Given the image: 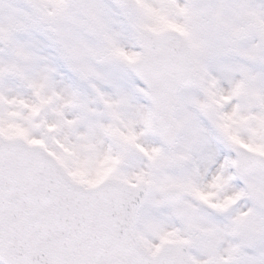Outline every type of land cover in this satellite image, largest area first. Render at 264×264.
<instances>
[{"label": "snow or ice", "instance_id": "obj_1", "mask_svg": "<svg viewBox=\"0 0 264 264\" xmlns=\"http://www.w3.org/2000/svg\"><path fill=\"white\" fill-rule=\"evenodd\" d=\"M0 264H264V0H0Z\"/></svg>", "mask_w": 264, "mask_h": 264}]
</instances>
